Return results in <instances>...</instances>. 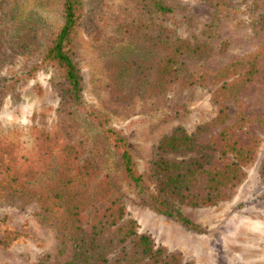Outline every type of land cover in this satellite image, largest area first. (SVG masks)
<instances>
[{"label":"trees","instance_id":"16d2710c","mask_svg":"<svg viewBox=\"0 0 264 264\" xmlns=\"http://www.w3.org/2000/svg\"><path fill=\"white\" fill-rule=\"evenodd\" d=\"M213 7L217 18L219 5L226 0H200ZM135 6L148 15L147 20H127L119 26L120 39L102 52L101 73L107 94L115 101L133 96L150 98L174 87L211 85L210 99L216 114L209 123L196 126V132L226 119L224 100L234 96L256 71L257 52L229 60L210 73H194L185 59L206 57L212 49L207 40L181 37L162 23L172 8L166 0H119L121 10ZM54 10L59 24L49 35L42 59L56 72L59 102L77 113L99 133L119 164L126 185L159 214L181 225L201 231L180 207H209L226 199L221 188L235 185L244 177L243 167L252 157L255 139L240 145L227 130L219 131L217 153L230 154L228 162H212L214 149L196 140L177 125L163 134L154 146L148 163L152 185L137 169L127 135L111 124L109 117L86 103L82 97L84 80L80 69L76 37L85 13V0H47L36 6L34 0H0V14L8 36L23 25L25 36L17 48L35 49L47 23L45 14ZM212 21L208 25L211 28ZM34 23V24H33ZM256 24L264 28V9ZM0 39L1 55H10ZM16 74L0 75V108L14 89ZM0 135V200L5 196L33 200L41 213L55 219L56 230L71 244V255L56 264H194L178 249L155 243L148 232L139 231L127 211L121 193L110 175L95 166L80 142L63 138L56 130L28 126ZM259 183H264V151L256 167ZM200 185L199 195L190 188Z\"/></svg>","mask_w":264,"mask_h":264},{"label":"rangeland","instance_id":"374dc122","mask_svg":"<svg viewBox=\"0 0 264 264\" xmlns=\"http://www.w3.org/2000/svg\"><path fill=\"white\" fill-rule=\"evenodd\" d=\"M47 0H34L36 6ZM172 10L162 23L181 37L207 40L212 46L206 57L185 59L194 73H210L229 60L257 52L256 71L234 96L224 100L226 119L196 132V126L209 123L217 106L210 99L214 86L174 87L150 98L133 96L115 101L103 86L102 50L120 39L119 26L127 20H147L143 10L129 6L121 10L119 0H85V13L76 37L80 69L84 80L82 97L86 103L105 113L112 125L127 135L137 169L152 185L148 163L154 146L163 134L180 125L197 141L214 149L212 162L222 165L230 154L217 153L219 131L227 130L243 146L255 139L252 157L244 165V177L235 185L221 188L228 197L213 206H181L182 213L201 231L181 225L140 202L119 171L115 156L87 120L68 111L59 102L56 72L43 61L49 35L59 24L54 10L45 14L38 48L22 49L15 44L25 36L19 24L10 36L0 14V39L10 55L0 57V75L19 77L0 108V135L28 126L56 130L63 138L80 142L96 167L108 172L121 199L136 220L138 230L148 232L155 243L178 249L194 264H264V183H259L256 167L264 151V28L256 24L264 0H226L212 19L213 7L200 0H166ZM212 26L208 29L209 23ZM34 24V23H33ZM102 49V50H101ZM27 119L29 123L21 121ZM199 195L200 185L190 188ZM71 244L56 230L55 219L46 218L33 200L5 196L0 200V264H56L71 255Z\"/></svg>","mask_w":264,"mask_h":264},{"label":"clouds","instance_id":"9594fccd","mask_svg":"<svg viewBox=\"0 0 264 264\" xmlns=\"http://www.w3.org/2000/svg\"><path fill=\"white\" fill-rule=\"evenodd\" d=\"M21 122L24 123V124L29 123V121L27 119H23Z\"/></svg>","mask_w":264,"mask_h":264}]
</instances>
